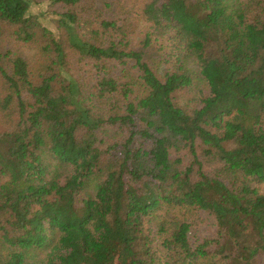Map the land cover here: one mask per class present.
<instances>
[{
	"label": "trees",
	"instance_id": "16d2710c",
	"mask_svg": "<svg viewBox=\"0 0 264 264\" xmlns=\"http://www.w3.org/2000/svg\"><path fill=\"white\" fill-rule=\"evenodd\" d=\"M137 2L0 0V264H264V0Z\"/></svg>",
	"mask_w": 264,
	"mask_h": 264
},
{
	"label": "rangeland",
	"instance_id": "374dc122",
	"mask_svg": "<svg viewBox=\"0 0 264 264\" xmlns=\"http://www.w3.org/2000/svg\"><path fill=\"white\" fill-rule=\"evenodd\" d=\"M101 3H104L103 5H108V9L105 10L107 14H105L106 18L109 17H115L114 19H117L118 21H123L126 16H133L134 15V8H136V3L137 0H100ZM112 13H111V9ZM48 11V6H47V1L42 4L39 7H34L32 9V13L34 14H39V13H44ZM114 12V13H113ZM132 13V14H131ZM130 16V17H131ZM53 16L46 17L44 16L41 21L45 26L50 28L51 30L55 31V21H54ZM136 34H134L133 39L134 40V46L135 49L138 51H141L142 48L139 45L142 37V32L144 30V25L143 24H138L137 29H136ZM9 45H15V43L11 40H8ZM26 51V49H25ZM146 56V59H158L160 54L157 52V49L152 48L143 51ZM190 68L192 71H197V68L193 65L190 64ZM160 71V70H159ZM200 85V84H199ZM199 93L206 94L207 89L204 88V86H195V88L191 90H186L182 94L177 95L178 100L180 103H188L190 105L194 106L198 104L197 100H195V97H199ZM199 105V104H198ZM1 130V128H0ZM259 192L260 194L264 195V184L260 185L259 187ZM179 216L180 219L185 218L187 219V222L191 225L189 237L190 241L193 245H199L203 243L205 240H213L216 238V232H217V227L215 224V221L213 217L209 216L207 213H204L202 211H192L190 213L186 212H181L180 214L176 215ZM109 248V253L110 257L112 260L113 264H128L129 261L127 259L128 254L115 244H110L108 246Z\"/></svg>",
	"mask_w": 264,
	"mask_h": 264
}]
</instances>
